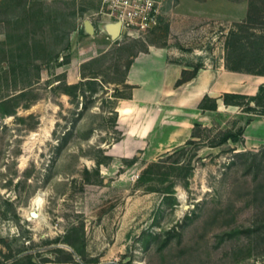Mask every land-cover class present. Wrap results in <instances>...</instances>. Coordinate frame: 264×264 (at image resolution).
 <instances>
[{
    "label": "rangeland",
    "instance_id": "374dc122",
    "mask_svg": "<svg viewBox=\"0 0 264 264\" xmlns=\"http://www.w3.org/2000/svg\"><path fill=\"white\" fill-rule=\"evenodd\" d=\"M157 1V28L112 41L100 0H0V264H264V146H212L252 113L221 110L164 151L112 148L132 54L165 47L186 75L217 66L264 0ZM94 50L80 71L96 81L66 86Z\"/></svg>",
    "mask_w": 264,
    "mask_h": 264
},
{
    "label": "crops",
    "instance_id": "0c3cea01",
    "mask_svg": "<svg viewBox=\"0 0 264 264\" xmlns=\"http://www.w3.org/2000/svg\"><path fill=\"white\" fill-rule=\"evenodd\" d=\"M104 37L111 40L105 34ZM102 52L94 50L88 57L69 64L63 70L67 83L78 82L80 64ZM171 53L165 47H149L134 57L126 72L125 83L131 86V97L120 98L114 105L115 129L120 135L112 148L119 145L121 157H130L138 150L164 151L170 145L181 144L190 137L195 121L208 125L217 112L236 107L224 105L219 98L222 93L251 95L263 82L262 76L225 69L221 59L217 66L200 67L194 77L177 84L186 67L175 59L178 56H169ZM250 82L256 84L251 92ZM204 94L217 98V110L203 111L197 107ZM249 118L244 122L242 139L235 144L243 150L264 146V116Z\"/></svg>",
    "mask_w": 264,
    "mask_h": 264
},
{
    "label": "trees",
    "instance_id": "16d2710c",
    "mask_svg": "<svg viewBox=\"0 0 264 264\" xmlns=\"http://www.w3.org/2000/svg\"><path fill=\"white\" fill-rule=\"evenodd\" d=\"M146 51L147 50H140L130 56L125 67L123 77V83L127 87L128 93L126 96L115 97L116 100L131 97V86L125 83L126 72L134 57L138 53ZM98 57L99 56L92 57L80 64V83L85 82L90 84L92 81H96V76H92L89 73L84 74L80 70L96 62ZM224 67L229 71L259 75L264 78V15H259L254 12L252 13L251 10L246 20L235 24L228 30L224 47ZM198 69L199 68L193 69V72L189 75H186V70L183 69L181 77L177 80V84L183 83L194 77ZM57 75L58 74L55 76ZM64 77L66 78V74ZM73 84H69L67 81L65 82L66 86H72ZM219 98L222 100L224 105L236 106L241 109L240 111L242 113H252L253 116H264V80L258 86L254 94L250 95L235 92H224L219 96ZM197 107L203 111H215L217 110V98L204 94ZM114 108L115 106L112 108V113L115 115L113 121V128L115 129L117 112ZM249 120L250 118L247 119L246 122ZM195 125L202 124L195 121L193 126ZM243 129L244 124L239 126L237 132L227 131L224 136L215 142V144H212V146H216L227 141H240L242 139ZM117 133L119 134L118 131Z\"/></svg>",
    "mask_w": 264,
    "mask_h": 264
},
{
    "label": "built area",
    "instance_id": "2783aa9c",
    "mask_svg": "<svg viewBox=\"0 0 264 264\" xmlns=\"http://www.w3.org/2000/svg\"><path fill=\"white\" fill-rule=\"evenodd\" d=\"M100 13V21L120 22L121 32L125 30L120 37L150 32L161 24L163 16L157 0H100Z\"/></svg>",
    "mask_w": 264,
    "mask_h": 264
},
{
    "label": "water",
    "instance_id": "95a60500",
    "mask_svg": "<svg viewBox=\"0 0 264 264\" xmlns=\"http://www.w3.org/2000/svg\"><path fill=\"white\" fill-rule=\"evenodd\" d=\"M98 29L108 35L112 41L117 40L121 34H125V30H122L120 27L119 21H100L97 24ZM83 29L88 34H94L95 32V26L90 20H85L83 22ZM37 213L35 211L31 212V217H36Z\"/></svg>",
    "mask_w": 264,
    "mask_h": 264
},
{
    "label": "bare ground",
    "instance_id": "6f19581e",
    "mask_svg": "<svg viewBox=\"0 0 264 264\" xmlns=\"http://www.w3.org/2000/svg\"><path fill=\"white\" fill-rule=\"evenodd\" d=\"M32 205L35 209H38L40 207V198L36 197L32 201ZM31 215V212H30Z\"/></svg>",
    "mask_w": 264,
    "mask_h": 264
}]
</instances>
